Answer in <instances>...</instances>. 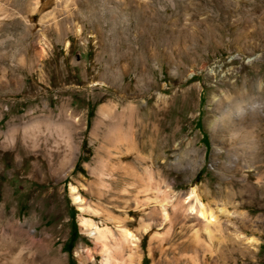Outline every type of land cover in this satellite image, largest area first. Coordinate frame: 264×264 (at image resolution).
Wrapping results in <instances>:
<instances>
[{
  "label": "rangeland",
  "instance_id": "1",
  "mask_svg": "<svg viewBox=\"0 0 264 264\" xmlns=\"http://www.w3.org/2000/svg\"><path fill=\"white\" fill-rule=\"evenodd\" d=\"M0 4V264H101L84 218L133 231L135 264H264V0Z\"/></svg>",
  "mask_w": 264,
  "mask_h": 264
},
{
  "label": "bare ground",
  "instance_id": "2",
  "mask_svg": "<svg viewBox=\"0 0 264 264\" xmlns=\"http://www.w3.org/2000/svg\"><path fill=\"white\" fill-rule=\"evenodd\" d=\"M8 15H9V11H7L0 4V18L8 17ZM99 115L105 118L107 117L112 118L113 124L110 130L108 131V136L111 142L115 145L117 149L123 146V147H126L127 149L138 151L137 144L134 139V133H133V129L135 130V128H133V121H134V115H135L134 105L127 104L123 106L122 108H119L116 102L111 101L108 104L106 103V105H103L102 107H100ZM36 131H40L39 126H36ZM138 155H140L139 151H138ZM99 162L102 166H104V161L102 159ZM120 168L124 174L131 173L134 170L133 169L134 167L130 165L129 166L120 165ZM134 171L136 172L137 170H134ZM144 174H145V179L147 181L146 189H149L150 187H148V184L151 182L152 176H153L152 171L150 169V165H146L144 167ZM77 188L74 185L73 186L71 185L70 191H71L73 201L76 202L80 206L84 204V201H83V198L79 194H77V191H78ZM189 201L190 203L188 204L186 211L189 213L195 214L197 217L205 221V224H204L205 229L209 230L208 224L212 221V218L214 217H212L211 213L207 212L205 204L201 196L198 194L197 186H192L189 189L188 195L184 199V202L188 203ZM80 208L82 209V211L86 210V208L84 209L81 206ZM81 223H82L83 230L89 233H92L95 238L96 245L99 248V253L101 256V264H135L136 262L135 260L137 259L136 258L137 255L135 253H136V246L138 243V236L134 234L133 231L122 226L120 229V233H119L120 237L118 239L117 238L113 239L111 238L113 234L111 235V237L109 235V232H108L109 229L99 228L95 224L91 223L89 219H85V218L81 220ZM124 250H128V253L126 256L123 255Z\"/></svg>",
  "mask_w": 264,
  "mask_h": 264
}]
</instances>
